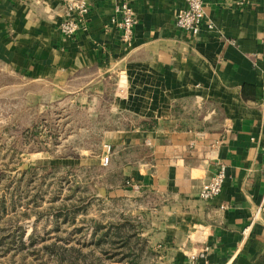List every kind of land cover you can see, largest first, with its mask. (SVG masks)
<instances>
[{"label": "crops", "instance_id": "obj_1", "mask_svg": "<svg viewBox=\"0 0 264 264\" xmlns=\"http://www.w3.org/2000/svg\"><path fill=\"white\" fill-rule=\"evenodd\" d=\"M66 1L0 0V66L49 88L64 112L115 116L103 156L118 179L105 196L133 202L159 264L205 246L208 264H260L264 0H202L197 36L175 26L185 0H135L129 44L110 23L120 0H77L89 13L71 38L58 30ZM220 166V194L201 200Z\"/></svg>", "mask_w": 264, "mask_h": 264}, {"label": "rangeland", "instance_id": "obj_2", "mask_svg": "<svg viewBox=\"0 0 264 264\" xmlns=\"http://www.w3.org/2000/svg\"><path fill=\"white\" fill-rule=\"evenodd\" d=\"M45 89L0 66V264H159L133 202L105 196L118 179L100 165L115 116L64 112Z\"/></svg>", "mask_w": 264, "mask_h": 264}, {"label": "built area", "instance_id": "obj_3", "mask_svg": "<svg viewBox=\"0 0 264 264\" xmlns=\"http://www.w3.org/2000/svg\"><path fill=\"white\" fill-rule=\"evenodd\" d=\"M134 1L135 0H120V2L115 6L114 15L110 19V23L115 25L120 30L122 41L126 44L130 43L134 26L137 23L133 10ZM88 13L89 8L85 2L77 0L66 1L63 16L58 24V30L62 36L67 38L73 37L86 21ZM203 19L204 2L202 0H185V8L177 12L174 23L175 26L183 32H186L191 36H197L203 26ZM206 28L208 30H213V24L207 23ZM105 150L109 153L110 147L105 146ZM107 163L108 156H105L102 159V165H106ZM261 170L264 178V161ZM224 179L225 168L220 166L211 179L201 187L199 198L203 201H210L216 198L221 192ZM125 186L136 188L128 180L125 182ZM262 202L264 203V190ZM247 233L248 228L243 231L244 238L247 236ZM208 250L209 248L205 246L199 252L189 254L186 264H198L197 262L199 260H203L204 264H208L205 261V256Z\"/></svg>", "mask_w": 264, "mask_h": 264}, {"label": "trees", "instance_id": "obj_4", "mask_svg": "<svg viewBox=\"0 0 264 264\" xmlns=\"http://www.w3.org/2000/svg\"><path fill=\"white\" fill-rule=\"evenodd\" d=\"M99 233V235H98ZM94 236L98 235L97 236V240H96V245L98 246H104L106 245L108 242H109V235H110V229L108 226H104V225H101V224H96L95 226V230H94V233H93ZM113 242V241H112ZM114 243H117V242H113L112 244ZM123 247V246H122ZM132 257L133 256V252L131 250V252H129L127 255L125 256H121V257ZM123 258H120V260H122ZM260 264H264V254L263 256L260 258Z\"/></svg>", "mask_w": 264, "mask_h": 264}, {"label": "water", "instance_id": "obj_5", "mask_svg": "<svg viewBox=\"0 0 264 264\" xmlns=\"http://www.w3.org/2000/svg\"><path fill=\"white\" fill-rule=\"evenodd\" d=\"M23 167H26V165H24Z\"/></svg>", "mask_w": 264, "mask_h": 264}]
</instances>
